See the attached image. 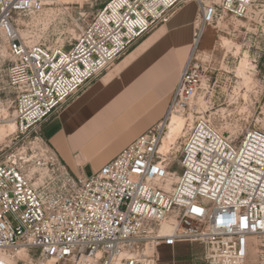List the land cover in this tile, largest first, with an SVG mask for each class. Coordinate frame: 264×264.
<instances>
[{
    "label": "built area",
    "instance_id": "1",
    "mask_svg": "<svg viewBox=\"0 0 264 264\" xmlns=\"http://www.w3.org/2000/svg\"><path fill=\"white\" fill-rule=\"evenodd\" d=\"M94 1L66 48L28 46L20 34V18L49 0H0L15 135H36L0 162V264L22 247L42 263L160 264L163 250L186 244L202 248L195 264H247L253 252L264 264V131L234 137L201 116L162 150L173 113L184 115L206 82L196 55L205 31L223 15L245 19L262 0ZM189 2L193 46L165 120L98 172L75 176L42 126Z\"/></svg>",
    "mask_w": 264,
    "mask_h": 264
},
{
    "label": "rangeland",
    "instance_id": "2",
    "mask_svg": "<svg viewBox=\"0 0 264 264\" xmlns=\"http://www.w3.org/2000/svg\"><path fill=\"white\" fill-rule=\"evenodd\" d=\"M94 2V0H49V4L41 13L36 14L35 18H31L33 15L20 18V34L28 46L68 48L75 43L81 26L96 13L97 7L93 6ZM99 2L104 3L106 0H99ZM183 12L186 13L188 20L191 52L198 15L194 2L182 6L168 23L155 28L146 39L156 33L167 32L170 22ZM24 32L26 37L23 35ZM141 53V51L135 53L137 60L141 59ZM189 55L190 53L185 62ZM196 55L204 67V75L207 79L193 100V104L191 103L192 107L183 116L189 119L190 116L193 119L205 116L218 129L234 137L243 136L247 130L264 131V0L259 1L257 7L245 19L223 15L215 24L209 26L201 39ZM133 59L132 57L131 60ZM243 60L248 61L246 75L251 78L250 84L237 73ZM121 61L117 62L111 70ZM8 65V47L0 39L1 125L15 121V98L9 92L7 85ZM200 99L204 101L203 105H200ZM46 125H43L39 132V136L44 138L47 134ZM35 136L33 134L17 138L14 133L5 138L0 137L2 139H0V162L15 155ZM201 254L200 245L186 244L175 250H163L160 264H195L200 262ZM13 264L47 263H42L37 254L31 253L29 257L19 258L17 255ZM247 264H262L260 256L255 252L252 253Z\"/></svg>",
    "mask_w": 264,
    "mask_h": 264
},
{
    "label": "crops",
    "instance_id": "3",
    "mask_svg": "<svg viewBox=\"0 0 264 264\" xmlns=\"http://www.w3.org/2000/svg\"><path fill=\"white\" fill-rule=\"evenodd\" d=\"M187 21L183 12L167 32L143 40L140 45L149 44L140 60L135 56L139 45L47 123L46 140L73 174L98 172L165 120L191 54Z\"/></svg>",
    "mask_w": 264,
    "mask_h": 264
},
{
    "label": "bare ground",
    "instance_id": "4",
    "mask_svg": "<svg viewBox=\"0 0 264 264\" xmlns=\"http://www.w3.org/2000/svg\"><path fill=\"white\" fill-rule=\"evenodd\" d=\"M36 16H37L36 14H33V16L31 18H35ZM23 23L27 24L26 22H23ZM23 35L26 37V33L25 32H24ZM26 42H27V40H26ZM200 43H201V40H200L199 44ZM148 44L149 43L147 42V43H144V44L140 45L139 48L137 49V51H141L142 52L147 47ZM247 62H248L247 60H243L242 61L241 66H240L241 68H239L237 73H238L239 76H243L244 77V80H245L246 83H249L251 78L247 77V75H246ZM203 103H204V101L202 99H200V105H203ZM191 107H192V105H191ZM192 122H193V117L192 116H190V119H189V118H186L183 115H179V114L173 113V115H172V117L170 119V123L168 124L167 134L164 137L163 142H162V150L166 151L170 146L176 145L178 140L181 138L182 134L186 130L187 124L188 123H192ZM16 130H17V127H16V124H15V121H9L8 123H5L4 125H1V122H0V137L1 138H5L7 136H10V135L14 134L16 132ZM172 225H173V222H170L169 226H172ZM17 255H18L19 258L22 257V256L29 257V254L27 253V251L22 247V248H19L18 251L15 252L14 255H12L10 258H8V260H7L8 264H13V260L15 259V257ZM47 264H53V263L49 262Z\"/></svg>",
    "mask_w": 264,
    "mask_h": 264
},
{
    "label": "snow or ice",
    "instance_id": "5",
    "mask_svg": "<svg viewBox=\"0 0 264 264\" xmlns=\"http://www.w3.org/2000/svg\"><path fill=\"white\" fill-rule=\"evenodd\" d=\"M194 211H197V212H199V211H200V209H194Z\"/></svg>",
    "mask_w": 264,
    "mask_h": 264
},
{
    "label": "water",
    "instance_id": "6",
    "mask_svg": "<svg viewBox=\"0 0 264 264\" xmlns=\"http://www.w3.org/2000/svg\"><path fill=\"white\" fill-rule=\"evenodd\" d=\"M88 176H91V174H88Z\"/></svg>",
    "mask_w": 264,
    "mask_h": 264
}]
</instances>
